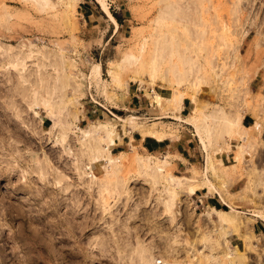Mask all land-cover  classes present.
Masks as SVG:
<instances>
[{"label": "rangeland", "instance_id": "obj_1", "mask_svg": "<svg viewBox=\"0 0 264 264\" xmlns=\"http://www.w3.org/2000/svg\"><path fill=\"white\" fill-rule=\"evenodd\" d=\"M186 1L104 0L117 25L100 0H0V264H138V238L159 252L175 232L204 259L228 249L264 264V0ZM17 57L24 65L12 70ZM40 88L52 100L35 99ZM55 113L72 125L66 142L80 169L53 146ZM191 114L195 123L177 119ZM244 115L253 127L241 126ZM91 125L101 128L89 144L102 148L92 160L78 140ZM111 126L116 171L101 167ZM147 131L190 140V161L172 147L148 151ZM139 155L166 161L158 181ZM168 187L177 194L171 212L161 203Z\"/></svg>", "mask_w": 264, "mask_h": 264}, {"label": "bare ground", "instance_id": "obj_2", "mask_svg": "<svg viewBox=\"0 0 264 264\" xmlns=\"http://www.w3.org/2000/svg\"><path fill=\"white\" fill-rule=\"evenodd\" d=\"M180 1V0H179ZM196 1V0H195ZM100 2H102V4H103V7H104V10L114 19V21L117 23V25H118V22L116 21V18L114 17V15L112 14V12L110 11V9L106 6V4H105V2H104V0H100ZM177 2V4H178V1H176ZM187 2V1H186ZM189 2V1H188ZM187 2V3H188ZM191 2H194V1H190L189 3H191ZM186 3V4H187ZM188 3V4H189ZM182 4H184V3H182ZM185 4V5H186ZM188 4H187V6H188ZM169 6H171V5H169ZM187 6H186V8H187ZM166 7V6H165ZM174 7H176L175 5H174ZM173 7V9H170L168 6H167V8H169L170 10H171V12H172V14L169 12V10H167L168 12H169V15H172V17L171 16H169V18L168 19H170V17L171 18H174L175 19V15H177V13H179V12H177L176 10H177V8H176V10H174L175 8ZM183 7V6H182ZM182 7H180V8H182ZM192 7V6H191ZM188 8H190V7H188ZM164 10H165V8H164ZM172 10H174V11H172ZM179 11H180V9H178ZM182 10V9H181ZM184 11H187V10H183V12ZM190 11V10H189ZM174 12H177L176 14L174 13ZM182 12V11H181ZM191 12V11H190ZM181 14L182 13H180V16H181ZM187 14H188V11H187ZM190 14V13H189ZM189 14H188V16H189ZM194 14H196V13H191V15H190V18H192L191 16H193ZM161 15V14H160ZM165 16V20L167 19L166 18V14L164 15ZM164 16H161L162 18H164ZM179 16V17H180ZM184 16V17H183ZM186 13L184 12V14H182V16L180 17L181 19H182V21L181 22H184V23H182V24H184L185 25V27H187V21L189 22V20H187L186 22L185 21H183L186 17ZM187 16V17H188ZM195 16V15H194ZM177 17V16H176ZM198 17H199V15H198ZM159 18H160V16H159ZM189 18V19H190ZM194 18H196V16L194 17ZM201 18V17H200ZM181 19H179L178 18V21L180 22V20ZM195 21L196 20H198L197 18L196 19H194ZM160 21V20H159ZM170 21V20H169ZM171 21H173L172 19H171ZM191 21V20H190ZM194 21V22H195ZM168 22V21H167ZM180 22V23H181ZM192 22V21H191ZM194 22H192V23H194ZM179 23V24H180ZM195 23H197V21L195 22ZM168 24H169V22H168ZM175 24H176V21H175ZM192 25H194V26H196L197 24H192ZM227 25V24H226ZM177 27V26H176ZM184 27V28H185ZM191 27V26H190ZM189 27V28H190ZM189 28H187V29H189ZM186 29V28H185ZM225 29V28H224ZM226 30H227V28H226ZM176 31V30H175ZM190 31V30H189ZM191 31H192V29H191ZM190 31V32H191ZM185 32H187V30L185 31ZM190 32H188L186 35H190L191 36V34L193 33H190ZM190 33V34H189ZM206 33V32H205ZM165 36V35H164ZM176 36H178V35H176ZM185 36V35H184ZM203 36H205L206 37V35L204 34V35H201V37H203ZM168 37V36H167ZM193 37H194V34H193ZM204 37V38H205ZM165 38V37H164ZM172 38V37H171ZM197 38H198V36H197ZM199 38H200V36H199ZM202 39V38H201ZM172 40V39H171ZM175 41V40H174ZM27 57V56H26ZM16 58V57H15ZM14 58V59H15ZM18 58L19 57H17V59H15L13 62H12V64H10L8 67L9 68H12V70H14V69H16V70H18V66L20 65V64H23L24 63V57L22 58V60H21V62H20V60H18ZM23 61V62H22ZM136 61H137V59H136ZM24 65V64H23ZM26 65V64H25ZM41 65H42V63H41ZM46 65V64H45ZM45 65H42V66H45ZM54 65V64H53ZM40 66V65H39ZM26 70V69H25ZM29 70V69H28ZM20 71V70H19ZM27 71V70H26ZM22 73V72H21ZM28 73V72H27ZM93 73L95 74V75H98L99 73H100V67H99V65L97 66L96 65V67L93 69ZM185 74H186V72H185ZM132 76V75H131ZM187 76V75H186ZM23 77V76H22ZM42 77V76H41ZM132 78H135V77H132ZM23 79H26V78H23ZM44 79V78H43ZM29 81V80H28ZM41 81H43V80H41ZM46 81V80H45ZM44 81V82H45ZM24 82V81H23ZM47 82V81H46ZM42 83V82H41ZM38 86V85H37ZM40 86H41V84H40ZM46 86V85H45ZM45 86H43V87H45ZM58 86H59V84H58ZM41 89H43V88H40L39 90H37V89H35V93H33V95L36 97H34L35 99H40L41 97H43L42 99H45V101L47 100H49L48 98H49V96L53 93V90H51L50 91V89H52L51 87L49 88H47V90L49 89V91L50 92H47V90L46 89H43V90H46V91H42L41 92ZM54 89V88H53ZM56 89V88H55ZM54 89V90H55ZM43 92H47V94H50V95H47V99H46V95H45V98H44V93ZM55 92H56V90H55ZM43 95H42V94ZM57 93V92H56ZM58 94V93H57ZM32 95V96H33ZM52 95H54V94H52ZM60 96V95H59ZM177 96H179V95H177ZM50 98H52V97H50ZM54 98H55V96H54ZM53 98V99H54ZM177 98V97H176ZM33 99V98H32ZM184 99H185V97L184 96H179L178 97V99H176L177 100V102H178V110L179 109H181V108H183V103H184ZM50 100H52V99H50ZM49 100V101H50ZM61 100H62V98H61ZM61 100H59V101H61ZM56 101V100H55ZM55 101H54V103H55ZM194 101V100H193ZM34 102V101H33ZM39 102V101H38ZM63 102V101H62ZM32 103V102H31ZM37 103V102H36ZM58 104V106L59 105H61V103L60 102H58V103H56V105ZM62 104H64V102L62 103ZM58 106H56V108H58ZM62 106H64V105H61V106H59V109L60 110H64V109H61V108H63ZM65 108V107H64ZM59 109H57V110H59ZM177 110V109H176ZM66 111V110H65ZM69 111V110H68ZM192 111H194V110H192ZM64 113V112H63ZM57 114L58 113H55V121L53 122V125H52V129H54V130H58V132H56V137H55V141L53 142V146H57V145H64V151H66V152H68L69 153V155L71 154V156L73 157V160L75 161V165L76 166H78V168L77 169H80V163H81V161H80V156H77L76 154H75V152H74V150L72 149V148H68V146H67V138H68V132H69V130H71L72 128L70 127V126H72V125H70L71 123H69V124H67L66 122H64L63 121V119H65V118H61V120H60V116H57ZM69 114H71V113H69L68 112V114L67 115H69ZM194 114V113H193ZM193 114H191V115H188V116H186L185 118H183L182 116H177V119H182L183 121H185V122H192V123H195V121L197 120L196 118V116H194ZM197 114V113H196ZM195 114V115H196ZM65 115V114H64ZM67 115H66V117H67ZM77 114H75L74 116H75V118L77 117L76 116ZM72 116V115H71ZM64 117V116H63ZM69 119V118H68ZM74 120V119H73ZM78 120V119H77ZM131 120H133V118H131L130 119V122H132ZM229 120H231V119H229ZM129 121V120H128ZM235 122V121H234ZM228 123H230V122H228ZM231 123H233V122H231ZM230 125V124H229ZM196 127H197V130L200 132L201 131V127L199 126V125H197L196 124ZM101 128V126H97V125H91L89 128H87V129H81V135H79L78 136V140H79V142H81V144L82 145H84V146H87V148H89V149H87L86 147H84V148H86V149H83L84 150V153H85V151L87 150L88 152V156L91 158V160H92V158H94V157H96L97 156V153L99 152H101V150H102V148L99 146V145H97V144H99V143H95V145L94 144H89V142L91 141V143H92V141H93V139L95 140L96 139V134H97V132L99 131V129ZM118 131L116 130V127L115 126H111V128H109V134H108V145H107V148H108V153H107V157H106V159H105V163H103V164H101V167L103 168V169H112V170H114L115 169V171H116V169L118 168V163H117V158L118 157H116V158H114L113 156H111L112 154H111V146H113L114 145V143H115V139H116V137L118 136L117 133ZM123 132H124V130H123ZM146 134L147 135H151V136H153V137H156L157 139H159V140H162V139H164L165 137H166V135H157L155 132H152V131H147L146 132ZM67 141V142H66ZM96 142H98V141H96ZM82 150V151H83ZM123 156H124V152H120ZM122 156V157H123ZM98 157V156H97ZM94 158V159H98V158ZM48 160V159H47ZM46 160V161H47ZM138 160L140 161V162H143V165L145 166V169H144V171L145 172H148L149 171V174H151V176L153 177V178H160V176H161V172L163 171V168H164V165L166 164V161H164V160H162L161 162H159V163H153V162H144V160L140 157V155H139V158H138ZM40 161V160H39ZM45 161V162H46ZM48 162V161H47ZM41 163V162H40ZM39 162L37 163L38 164V168L42 171L41 173H39V174H42V173H44V175L45 176H47L46 174L48 173L47 171H45L46 170V165H45V163L43 164V163H41L40 164ZM50 165V164H49ZM52 166V165H51ZM50 167V166H49ZM49 170V169H48ZM39 171V170H38ZM50 171V170H49ZM52 171V170H51ZM80 171V170H79ZM40 172V171H39ZM47 172V173H46ZM55 172H59V173H62V171L61 170H56ZM114 172V171H113ZM53 173V172H52ZM44 175H41V176H44ZM61 175V174H60ZM44 176V177H45ZM174 181H177V182H179L178 181V179L176 180L174 177L172 178ZM58 180H59V177H58ZM61 181V180H60ZM59 181V182H60ZM157 181H158V179H157ZM156 181V182H157ZM59 182H57V183H59ZM62 184V183H61ZM118 184V183H117ZM120 186V185H119ZM69 187V186H68ZM124 187V186H123ZM170 187V186H169ZM166 188V190L164 189V191L166 192V195H163L162 197V199H161V203H163L164 204V206H165V210L166 211H168V212H171L172 211V209L174 208V205H175V198H176V192H175V190H174V188L172 189V187L171 188ZM66 188H67V186H66ZM116 188V187H115ZM121 188V187H120ZM111 189H113V188H111ZM111 189H109V191L111 190ZM123 189V188H122ZM114 190V189H113ZM113 190H111L110 192H108V193H111ZM116 190H118V188L116 189ZM125 190V189H124ZM117 192V191H116ZM120 192H121V190H119L117 193H119L120 194ZM125 192H127V190L125 191ZM116 193V194H117ZM123 193V192H122ZM128 193V192H127ZM129 194H130V192H129ZM111 195V194H110ZM113 195V194H112ZM111 195V196H112ZM106 205V204H105ZM106 207H107V205H106ZM106 207H104V211H108V209H110L111 207H112V205L110 204V207L108 206L107 208ZM106 208V209H105ZM214 211H216V212H218L220 215H227L228 213H229V211H227V210H221V209H217V208H215V207H213L212 208ZM205 215L207 216V217H211V212H206L205 213ZM264 217V216H263ZM177 218V217H176ZM172 219L173 220H175V217H172ZM154 227V226H153ZM153 229H156V227H154ZM114 232V231H113ZM128 233H130V231L128 232ZM133 233V232H132ZM132 233H130L131 235H132ZM139 233V232H138ZM112 234H114L113 235V237H114V242H115V240L116 239H118L119 240V237L118 238H116V236H115V233H112ZM111 234V235H112ZM118 236H119V234L118 233H116ZM130 234H127L128 236H130ZM134 234V233H133ZM135 237L134 238H136L137 239V235H134ZM162 236V235H161ZM161 236H160V239H161ZM179 234L177 233V232H175V233H173V234H167V238L165 239V237H164V240H165V242H163V244L165 243V246H163V248H164V250H162V248L160 247V250H159V252H157V250L155 249L156 248V245H152V246H145V244L143 243L142 244V238H138L137 239V241L140 243H138L139 244V248H138V250H137V247H138V245L137 246H135V248H136V251H137V254L139 255V257H141V259H139V258H137L136 257V254H135V250L133 249V247H131L135 252H133L132 251V249L130 250V251H132L131 253L132 254H135V256H134V258H137L138 260H140L139 261V263L138 264H247L246 262H244V261H239V260H236V259H233V256L231 255V253L229 252V251H227L226 249H224V250H222V251H216V252H218L217 254H216V256H214V254L212 255L211 254V252H209L211 255H208V257L206 258V259H204L203 257H204V255H203V257H199L198 256V254L197 253H194V252H190V248H189V250L188 249H186V248H184V247H181L180 245H178L180 242H179ZM124 237V236H123ZM131 237V236H130ZM140 237V236H139ZM208 237H210V233H207V234H203V238H205L206 240H207V238ZM121 238H122V236H121ZM125 238H126V236H125ZM163 238V237H162ZM111 239V238H110ZM109 239V240H110ZM122 239H124V238H122ZM130 239V238H129ZM142 239V240H141ZM102 240H104L103 238H102ZM162 240V239H161ZM163 240V241H164ZM105 241H108V240H106L105 239ZM104 241V242H105ZM122 241V240H121ZM129 241H131V239L129 240ZM136 240H135V243L137 242ZM144 241V240H143ZM195 240H193V242H192V244H196L195 242H194ZM102 242V241H101ZM104 242H102V243H104ZM113 242V243H114ZM116 242H117V240H116ZM134 242V241H133ZM159 242V241H158ZM162 242V241H161ZM102 243H100V244H102ZM107 243V242H106ZM112 243V244H113ZM99 244V243H98ZM97 245L99 248H100V246H102V245ZM105 244V243H104ZM103 244V245H104ZM115 244H118V243H114V245ZM122 243H120L119 244V246L121 245ZM162 243H161V245H163ZM106 245V244H105ZM111 245V244H110ZM126 245V244H125ZM118 246V245H117ZM117 246L116 247H113V248H117ZM118 246V247H119ZM122 246H123V244H122ZM121 246V247H122ZM155 246V247H154ZM158 246H159V244H158ZM84 247V246H83ZM103 247V246H102ZM104 247H106V246H104ZM104 247H103V249H104ZM107 247H109L108 245H107ZM111 247H112V245H111ZM124 248V247H123ZM126 248V247H125ZM207 248L208 249H211V250H209V251H213V250H216V249H214V247H212L211 245H208L207 246ZM226 248V247H225ZM103 249H102V252H103ZM111 249V248H110ZM157 249H159V248H157ZM100 250H101V248H100ZM115 250H117V249H115ZM120 250H121V248H120ZM120 250H118L119 252V254H122V253H120ZM156 250V251H155ZM104 251H106V249L104 250ZM107 252H109L108 250H107ZM124 252H126V250H124ZM129 252V251H128ZM127 252V253H128ZM183 252L185 253V256L183 257L182 256V254H183ZM88 253V252H87ZM105 253V252H104ZM117 253V254H118ZM126 253V254H127ZM209 253H206V254H209ZM106 254V253H105ZM113 254V253H112ZM118 254V255H119ZM125 254V257L127 256ZM130 255V253H129V255L130 256H133V255ZM203 254V253H202ZM205 254V255H206ZM107 255V254H106ZM117 255V256H118ZM137 255V256H138ZM87 256H88V254H87ZM113 256H116V255H113ZM122 255H120V257H121ZM202 256V255H201ZM112 257V256H111ZM119 256H118V258H120ZM124 257V255L122 256V258ZM124 257V258H125ZM128 257V256H127ZM115 258V257H114ZM121 258V259H122ZM130 259L128 260V261H131V264H133V262H132V260H134V259H131V257H129ZM133 258V257H132ZM88 259V258H87ZM161 259H163L162 261H160ZM90 260H91V258H90ZM212 262V263H211ZM130 263V262H129ZM137 264V263H136Z\"/></svg>", "mask_w": 264, "mask_h": 264}, {"label": "crops", "instance_id": "obj_3", "mask_svg": "<svg viewBox=\"0 0 264 264\" xmlns=\"http://www.w3.org/2000/svg\"><path fill=\"white\" fill-rule=\"evenodd\" d=\"M186 98V97H185ZM183 110L184 108H186V104H185V99H184V103H183ZM252 119L251 115H244L243 118L241 119V126L243 128H249V127H253L252 126H248L250 125V120ZM151 136V135H150ZM153 137V136H152ZM152 137H144L141 138L143 140V146L150 151L151 149L148 146H151L152 150L151 151H157L159 149L162 148H167V147H172V151L176 154H178L179 156H181L182 158H184L185 160L190 161V156H192L191 154V150L194 149L190 143V140H188L187 142H181L180 139H175L172 140L168 137V135L162 139L159 140L156 137H154L155 139H153ZM117 143V142H116ZM170 150V149H169ZM182 161V160H181ZM183 162V161H182ZM216 207V206H215Z\"/></svg>", "mask_w": 264, "mask_h": 264}, {"label": "trees", "instance_id": "obj_4", "mask_svg": "<svg viewBox=\"0 0 264 264\" xmlns=\"http://www.w3.org/2000/svg\"><path fill=\"white\" fill-rule=\"evenodd\" d=\"M148 147L152 150L151 146H148Z\"/></svg>", "mask_w": 264, "mask_h": 264}]
</instances>
